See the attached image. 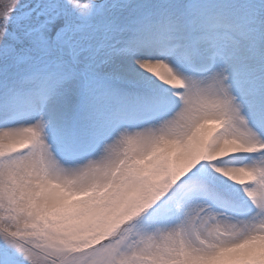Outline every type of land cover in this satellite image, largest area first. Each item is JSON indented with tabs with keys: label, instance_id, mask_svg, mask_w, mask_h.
Returning <instances> with one entry per match:
<instances>
[{
	"label": "snow or ice",
	"instance_id": "obj_1",
	"mask_svg": "<svg viewBox=\"0 0 264 264\" xmlns=\"http://www.w3.org/2000/svg\"><path fill=\"white\" fill-rule=\"evenodd\" d=\"M193 94L209 133L242 150L184 158L82 247L45 250L18 227L37 180L74 189L78 170L65 165L124 126L163 122L154 143L179 138ZM201 206L231 230L209 231ZM261 236L264 0H0V264H264Z\"/></svg>",
	"mask_w": 264,
	"mask_h": 264
},
{
	"label": "clouds",
	"instance_id": "obj_2",
	"mask_svg": "<svg viewBox=\"0 0 264 264\" xmlns=\"http://www.w3.org/2000/svg\"><path fill=\"white\" fill-rule=\"evenodd\" d=\"M181 111H186V117L180 121L183 134L177 139L154 143L157 135L154 130L163 122L133 123L121 128L96 152L66 164L65 167L78 170L74 189L55 180H37L41 195L31 204L30 212L21 215L18 227L45 250L69 244L82 247L141 206L175 174L184 158L219 159L217 152L228 156L242 150L238 141L209 133L207 117L200 116V101L195 94L186 97ZM29 143L30 140H22L11 147L28 148ZM148 152L151 156L145 159ZM229 173L231 179L245 183L244 169L230 167L225 174ZM197 215L209 231L220 229L228 233L232 228L222 213L209 215L206 206H201ZM257 242L264 245V236ZM53 261L59 264L54 257L42 264Z\"/></svg>",
	"mask_w": 264,
	"mask_h": 264
},
{
	"label": "bare ground",
	"instance_id": "obj_3",
	"mask_svg": "<svg viewBox=\"0 0 264 264\" xmlns=\"http://www.w3.org/2000/svg\"><path fill=\"white\" fill-rule=\"evenodd\" d=\"M23 119L21 121H18V122H27V117H22ZM149 121H145V122H140L138 124H145V123H148ZM79 159L73 161V162H78Z\"/></svg>",
	"mask_w": 264,
	"mask_h": 264
},
{
	"label": "rangeland",
	"instance_id": "obj_4",
	"mask_svg": "<svg viewBox=\"0 0 264 264\" xmlns=\"http://www.w3.org/2000/svg\"><path fill=\"white\" fill-rule=\"evenodd\" d=\"M22 119H23V118H22ZM22 119H21V120H22Z\"/></svg>",
	"mask_w": 264,
	"mask_h": 264
}]
</instances>
